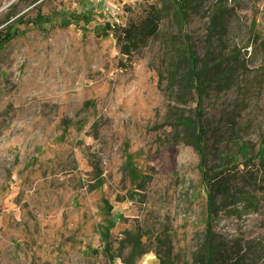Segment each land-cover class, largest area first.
Returning a JSON list of instances; mask_svg holds the SVG:
<instances>
[{"label": "rangeland", "instance_id": "374dc122", "mask_svg": "<svg viewBox=\"0 0 264 264\" xmlns=\"http://www.w3.org/2000/svg\"><path fill=\"white\" fill-rule=\"evenodd\" d=\"M184 1L0 0V264H205L181 118L254 203L217 199L216 264H264V0Z\"/></svg>", "mask_w": 264, "mask_h": 264}, {"label": "trees", "instance_id": "16d2710c", "mask_svg": "<svg viewBox=\"0 0 264 264\" xmlns=\"http://www.w3.org/2000/svg\"><path fill=\"white\" fill-rule=\"evenodd\" d=\"M172 1L176 3L179 7L185 6L184 0H172ZM14 37H16V32L15 33L6 32L4 36L0 35V46L1 47L6 46V44L11 40H13ZM197 75H198V71L196 67V61L191 59L190 71L185 76L179 79V85L182 88H188V87L194 88L197 92H199V90L195 87L194 82H192V80L195 77H197ZM201 105H202V99L199 92L197 106H196V113H197V117L199 118V121L201 119ZM179 121L184 126V130L189 132L191 137L190 144L195 147V149L198 151L200 156V171L206 190V202L209 211L208 218L206 220L208 252L205 259V264H216L217 258L215 257V248L212 246L210 223L212 219L211 215L213 214V210L217 203V199L219 197L225 201L230 199L234 201L233 203H235L236 200H238L239 197L241 196V201H238L239 203L242 201H246L250 205H254V203L252 202V197L250 194L247 193L246 195H242L240 193V189L242 187L239 186L238 179H236L235 177H231L229 174H225L226 170H221L215 173L208 172L204 162V154L202 152L201 138H200L201 136L198 133L196 134V128L193 129L192 125L188 120L181 118ZM100 185L101 182L98 181L96 187ZM108 209L112 210L111 206H108ZM124 235L125 238L124 240H122L121 243L122 247H125L126 244H130L132 246L131 253L133 257L142 255L144 253V249H143L144 244L142 242L141 235L133 232H125ZM232 253L233 256H231V258L233 257L236 258L232 260L231 264H249V262L251 261V258H249L248 254H245V252H243L241 245L236 246L232 251ZM218 258L221 259L222 261L224 260L225 262H227V258L225 254L224 256H219Z\"/></svg>", "mask_w": 264, "mask_h": 264}, {"label": "built area", "instance_id": "2783aa9c", "mask_svg": "<svg viewBox=\"0 0 264 264\" xmlns=\"http://www.w3.org/2000/svg\"><path fill=\"white\" fill-rule=\"evenodd\" d=\"M107 0H90V2L94 5L105 3ZM134 0H117L118 4L123 7L126 3L133 2ZM124 8V7H123Z\"/></svg>", "mask_w": 264, "mask_h": 264}]
</instances>
